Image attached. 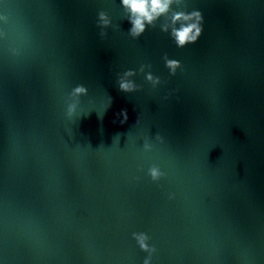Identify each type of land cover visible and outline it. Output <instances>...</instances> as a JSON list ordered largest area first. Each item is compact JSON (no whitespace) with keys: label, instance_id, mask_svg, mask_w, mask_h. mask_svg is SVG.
Wrapping results in <instances>:
<instances>
[{"label":"water","instance_id":"95a60500","mask_svg":"<svg viewBox=\"0 0 264 264\" xmlns=\"http://www.w3.org/2000/svg\"><path fill=\"white\" fill-rule=\"evenodd\" d=\"M185 2L179 48L120 0H0V264H143L134 232L151 264H264V0Z\"/></svg>","mask_w":264,"mask_h":264},{"label":"clouds","instance_id":"9594fccd","mask_svg":"<svg viewBox=\"0 0 264 264\" xmlns=\"http://www.w3.org/2000/svg\"><path fill=\"white\" fill-rule=\"evenodd\" d=\"M120 2L124 15L130 24L128 35L133 39H138L149 26L155 28L157 26V21L161 18L167 20V23L163 22L159 25L161 31L170 33L171 38L179 48L195 44L202 35L203 15L199 10L186 11L187 4L185 0H120ZM173 5H176V10L173 9ZM110 26H112V22L108 14L105 11H100L98 13V27L102 29L100 32L102 38L107 36V33L103 31V29ZM163 59L171 75H175L177 69L182 67L180 61L169 59L167 55H165ZM125 75H133V72L129 70ZM147 79L149 81H154L156 84L161 83L159 77L154 78L151 74L147 76ZM136 87L137 86L130 81L118 80L119 91L129 93L134 91ZM87 94V87L84 85H77L72 89L69 96L79 98ZM76 108L77 104L67 105L68 117H72L75 114ZM117 115L122 117V119H120L121 124L127 122V109H121L120 113ZM148 174L153 181H157L163 175L155 166L149 169ZM132 236L142 251L150 253V255L145 258L143 264H151V256L156 249L149 245L148 241L150 237L144 232H134Z\"/></svg>","mask_w":264,"mask_h":264}]
</instances>
